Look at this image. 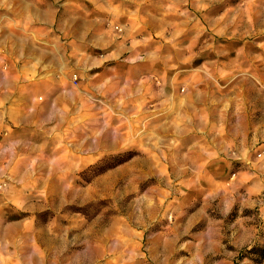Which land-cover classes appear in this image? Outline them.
I'll return each instance as SVG.
<instances>
[{
  "label": "rangeland",
  "instance_id": "1",
  "mask_svg": "<svg viewBox=\"0 0 264 264\" xmlns=\"http://www.w3.org/2000/svg\"><path fill=\"white\" fill-rule=\"evenodd\" d=\"M20 2L0 264H264V0Z\"/></svg>",
  "mask_w": 264,
  "mask_h": 264
},
{
  "label": "crops",
  "instance_id": "2",
  "mask_svg": "<svg viewBox=\"0 0 264 264\" xmlns=\"http://www.w3.org/2000/svg\"><path fill=\"white\" fill-rule=\"evenodd\" d=\"M114 12V9L94 10L93 17L99 22L100 29L104 28V21H116ZM22 21L29 27L36 26V6L20 0L0 3V79L9 75L17 82V89L25 84V77L30 78L36 73L38 60L36 35L30 29L28 32L20 30Z\"/></svg>",
  "mask_w": 264,
  "mask_h": 264
},
{
  "label": "built area",
  "instance_id": "3",
  "mask_svg": "<svg viewBox=\"0 0 264 264\" xmlns=\"http://www.w3.org/2000/svg\"><path fill=\"white\" fill-rule=\"evenodd\" d=\"M116 29H118L120 31V28L119 27H116ZM76 79V75L73 76V80L75 81Z\"/></svg>",
  "mask_w": 264,
  "mask_h": 264
}]
</instances>
